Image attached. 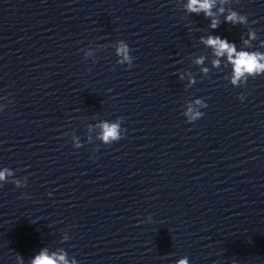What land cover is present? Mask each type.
I'll use <instances>...</instances> for the list:
<instances>
[{
    "label": "clouds",
    "instance_id": "9594fccd",
    "mask_svg": "<svg viewBox=\"0 0 264 264\" xmlns=\"http://www.w3.org/2000/svg\"><path fill=\"white\" fill-rule=\"evenodd\" d=\"M214 2L215 0H189L187 9L190 12H195L197 14L203 11L206 17H210L213 15L211 10L213 8ZM225 20L226 22L236 24L243 23L245 21V18L238 15L236 12H232L225 17ZM218 23V21L213 20L211 27H217ZM205 43L214 49V53L216 56L220 57L227 54L228 60L234 67L233 83H236L239 78L244 76L246 73L255 74L264 71V64L260 63V60L264 59V54L249 53L243 51L237 52L236 47L233 43H230L227 39H223L219 36H209ZM117 55L122 57V60L120 61L121 63H123L124 61H128V67L131 68L133 66L131 63V58L129 56V47L123 42L120 43V46L117 49ZM216 63H218V61ZM189 111L191 110L189 109ZM102 128V139L105 143H109L112 140L119 139L117 124H109L108 122H105L103 123ZM6 172H8L7 169H5V171L3 172H0V180H3L5 178ZM18 259L22 264V257L18 256ZM58 259L59 261H62L63 264H67V261L65 260V257L63 255L59 256ZM31 264H57V258L54 255H48L46 250H41L39 255H36L35 258L31 261ZM179 264H187V258L179 261Z\"/></svg>",
    "mask_w": 264,
    "mask_h": 264
}]
</instances>
